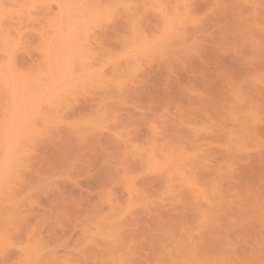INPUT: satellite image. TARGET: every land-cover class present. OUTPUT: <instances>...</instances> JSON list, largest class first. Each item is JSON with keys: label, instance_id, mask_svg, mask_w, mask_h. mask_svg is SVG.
<instances>
[{"label": "rangeland", "instance_id": "rangeland-1", "mask_svg": "<svg viewBox=\"0 0 264 264\" xmlns=\"http://www.w3.org/2000/svg\"><path fill=\"white\" fill-rule=\"evenodd\" d=\"M250 1L248 5L242 2L241 7L237 0H190V6L176 0L181 10L188 11L183 9L186 16L190 11L191 18L185 21L177 5L173 6L174 13L162 8L165 0H0V67L4 70L7 64V73L17 65L20 69H14L21 73L19 76L46 73L50 63L48 48L55 44L56 34H62L60 26L66 15L62 7L68 2H86L85 7L95 12L91 13L94 17H89L84 8L89 20L81 23L86 28L84 32H89L85 34L92 48H87L89 52L76 49L74 53L81 57L77 53L73 57L76 55L80 66L84 55L81 64L91 66L94 61L97 67L92 65V71L87 67L85 76L92 78L72 84L73 91L56 99L57 104H51L53 108L50 103L41 104L34 121L37 123L28 127L31 135L29 132L26 143L20 146H11L5 132L14 111L5 80L17 73H0L1 158L4 151L9 153L3 154L2 161L0 158L1 164L9 161L7 156L16 149L15 161L12 158L10 163L14 171L11 168L10 179L8 176L12 184L6 188L10 185L7 179L6 186L0 188H4V196L8 194L0 203V264H264V201L257 200L264 197V166L259 158L264 141L250 132L261 125L264 117L260 110L264 88V0ZM99 3L112 7L102 10ZM172 3L175 1H166L168 5ZM160 11L165 16L172 15V23L165 25L159 18ZM177 15L182 21H177ZM180 26L189 32L183 41L171 43L165 33ZM158 27L164 30L160 31L163 36ZM7 37L11 43L16 42V47L7 45ZM150 43L155 47L151 46L152 51ZM78 64L74 61L75 68ZM78 70L76 73H84L81 66ZM234 88L243 92L242 96ZM254 90H258L260 98L256 103ZM232 106L244 110L235 111ZM7 107L10 111H6ZM240 111L241 116L237 115ZM254 118L260 121L257 125L254 121L253 128L248 119ZM234 122L238 126H233ZM224 137L233 139L231 146L236 153L249 152L253 157L247 160L248 154L241 163L236 157L240 154L236 155L230 158L234 159L232 165L231 160L221 158L222 172L225 161L230 163L226 169L231 174L239 173L243 167L248 169L249 164L255 168H249V180L236 181L231 176L237 188L236 182L228 179L230 174L224 172L230 191L237 192H230L233 196L229 194L230 198L224 199L231 205L221 199L217 209L220 206L228 212L232 206H247L240 207V211L232 207L231 213L226 212L229 217L225 216L226 210H220L219 214L228 218L220 223L222 216L215 215L217 180L212 170H216L214 150H223L227 144ZM148 153L157 155L156 160L152 156L148 159ZM177 159L185 167L178 165ZM243 181L245 188L247 183L255 187L248 189L247 184L245 189ZM229 200L238 202L233 205ZM212 216H220L216 217L220 220ZM226 223H231L228 232ZM234 228L237 231L231 232Z\"/></svg>", "mask_w": 264, "mask_h": 264}, {"label": "bare ground", "instance_id": "bare-ground-1", "mask_svg": "<svg viewBox=\"0 0 264 264\" xmlns=\"http://www.w3.org/2000/svg\"><path fill=\"white\" fill-rule=\"evenodd\" d=\"M160 1V0H159ZM163 1V0H162ZM166 1H168V0H165V4H166ZM175 1V3H172L173 5H168V4H166V5H168L169 7H167V6H165V4H163L162 2H160V3H162V5H163V9L164 10H167V13H174L173 11H174V8L176 7V8H178L179 10H181L180 8V6H178L177 4H176V0H174ZM186 1V0H185ZM238 2H239V4L241 5V7H242V5L243 4H241L242 2L244 3V5H248L247 3H248V1L249 0H247V2H244V0L241 2V0L239 1V0H237ZM252 1V0H251ZM250 1V2H251ZM254 1V0H253ZM252 1V2H253ZM259 1H262V0H259ZM67 2V1H66ZM84 2V1H83ZM83 2H79V4L78 3H74L73 4V2L72 3H70L69 4V2H68V4L67 3H65L66 4V6H64V7H62L63 5H65V4H63V3H61L60 5H62L61 7H62V9L64 10L63 12V14H65L66 13V15L63 17V20H62V25L60 26V29H62L63 31H65V33H63V31L61 32L62 34H60V33H58V34H56V38L54 39V41H55V44H50V46H49V48H48V55L50 56V63H48L47 65H46V73H44V74H38V73H36L37 75H35V76H32L31 75V77H30V75H29V77L27 76V77H24V76H19L20 74H18V72H16L17 70H15V69H17L18 67H19V65H17L18 67H10V68H13V70H14V72H13V70L12 69H10V72H12V73H17L16 74V76H14L13 77V75H12V73H9V76L10 75H12V78H11V76H10V79L8 78H3L4 76H2V78L3 79H7V81L5 80V84L8 86V89H7V93H8V99L11 101V103H10V105H11V107H13V109H14V111H13V118L11 117L10 119H12V120H10V121H8V127L6 128V125H5V127L4 128H6V130H5V132H6V135L9 137L8 138V143L11 145V146H18L19 144H24V143H26V138L28 137V135H29V132H30V135H31V130H29V128L28 127H30V129H31V127L34 125L33 123H37V122H34L35 120H36V118L38 117V115L40 114V112H39V109H40V106H41V104L42 103H50V105L51 104H57V102H55L56 101V99H58L59 97H61L62 95H68L69 93H68V91L71 89V87L73 86L72 84H75V82H76V84H77V82H78V85H79V83L80 82H82V81H85L86 80V78H87V80L89 79V78H92V77H90L89 76V78L87 77V75L85 76V72H86V68L87 67H89L90 69L92 68L91 66L93 65V63H94V61H92L93 63H92V65L90 66V64L88 63V66H86L85 64H81V62H83V61H85V60H83V57H84V55H83V57L80 59L81 61H79V57H78V61L80 62V66H81V69L82 70H80L81 71V73H82V71H84V73H82V74H80V73H76L77 71L79 72V70L78 69H80V66H79V64H78V62L76 61L77 59V57H76V55L78 54L77 52V54L76 53H74V51H76V49H77V51H78V49L80 48L81 50H83V51H85V50H87L88 51V49L87 48H92L91 47V44L89 45L88 43H89V41H87V38H88V36H86V34H88L89 32V30L87 31L88 33H86V32H84V29H86V28H84V27H82V25H81V23H82V21L84 22L85 20L84 19H86L87 18V22H88V18L89 17H94L93 16V14H95V12H93V9H91L92 10V12L90 11V9L88 10L85 6H87V4H86V2L85 3H83ZM190 2V0H188V1H186L185 3H184V0H183V3H181V4H184V5H186V3L188 4ZM251 2V3H252ZM251 3L249 4V6H250V8H251ZM100 4V3H99ZM177 5V6H175V5ZM238 4V5H239ZM60 5H58V6H60ZM68 5V6H67ZM106 5V4H105ZM108 6H109V4H107ZM161 5V6H162ZM189 6L191 5V3L190 4H188ZM239 5V6H240ZM243 5V6H244ZM255 5V4H254ZM257 5H259L258 4V2H257ZM257 5H255L254 6V8L257 6ZM97 6V9H99V7L100 6H102L103 7V9L102 10H106V8L105 7H108V6H104V5H101L100 4V6L98 7V4L96 5ZM164 6L165 7H167V9L166 8H164ZM173 6H175V7H173ZM111 5L109 6V8L108 9H111ZM64 8H66V9H64ZM84 8H86L87 10H88V14L90 13V15H91V13H93L91 16L90 15H88L89 17H86V15L84 14L85 12L84 11H86V13H87V10L86 9H84ZM162 8H161V10H162ZM168 8H169V11H168ZM188 8V7H187ZM257 8V7H256ZM157 9V8H156ZM175 10L176 12L177 11H179V10ZM183 9H185V8H183ZM183 9L181 10V12L183 11ZM67 10V11H66ZM101 10V11H102ZM191 10V9H190ZM90 11V12H89ZM98 11V10H97ZM109 11V10H108ZM111 11V10H110ZM157 11V10H156ZM185 11L186 12H188L186 9H185ZM185 11H183L184 13L183 14H181L180 12V15H181V17L180 18H184V15H185ZM256 11V10H255ZM100 12V11H99ZM164 11L162 10V13H163ZM252 12V11H251ZM158 13H161V11L160 12H158ZM161 13V16L163 15V17H161V16H159V18H163V23L165 24V25H167L168 23H172L171 21L173 20V18L171 17V16H169V15H164V14H162ZM178 12L176 13V14H179ZM192 13V12H191ZM256 13V12H255ZM84 14V15H83ZM105 14V13H104ZM111 14V13H110ZM166 14V13H165ZM188 14V13H187ZM101 15V14H100ZM113 15V14H112ZM111 15V16H112ZM158 15H160V14H158ZM174 15V14H173ZM189 15H191L190 14V11H189ZM189 15H185V21H186V19H189V18H191V16H189ZM101 16H103V15H101ZM109 16V15H108ZM106 17V16H105ZM104 17V18H105ZM96 19H97V17H95ZM95 18H94V20H95ZM101 18V17H100ZM177 18H178V15H177ZM98 19H99V16H98ZM176 19V18H175ZM101 20V19H100ZM179 20H181V19H179L178 18V20L177 21H179ZM104 21V20H103ZM176 21V20H175ZM182 21V20H181ZM87 22H85V23H87ZM92 22H94V21H92ZM100 22V21H99ZM61 23V22H60ZM96 23V22H95ZM2 24V23H1ZM66 24V25H65ZM178 25H181V24H183V23H181V24H179V23H177ZM89 25V24H88ZM98 25V24H97ZM91 26V25H90ZM160 26V25H159ZM171 24H170V28H171ZM183 26H185V23H184V25ZM183 26H180V27H177L176 29H173V30H171L170 32L169 31H167L168 33H165L166 35H165V38L166 39H171L170 41H171V43H174V40H176V41H178V40H182L183 41V39L185 38V36H186V34L189 32H187V29H184V27ZM61 27H63V28H61ZM164 27V26H163ZM187 27H190V26H187ZM194 27V26H193ZM197 26H195V28H196ZM54 28V27H53ZM57 28V27H56ZM91 28H92V26H91ZM160 28H161V26H160ZM195 28H194V30H195ZM88 29V28H87ZM158 29H159V27H158ZM193 29V28H192ZM191 29V30H192ZM162 30L163 29H159V34L162 32ZM52 31H53V29H52ZM52 31H51V34H52ZM57 31V30H56ZM60 31V30H59ZM90 31H92V29L90 30ZM158 31V30H157ZM157 31H156V33H157ZM161 31V32H160ZM164 31V30H163ZM54 33V32H53ZM86 33V34H85ZM55 34V33H54ZM255 34V33H254ZM53 35V34H52ZM51 35V36H52ZM93 35V34H92ZM155 35V34H154ZM161 36H163L162 34H160ZM48 36V35H47ZM47 36H45V37H47ZM50 36V35H49ZM137 36V35H136ZM90 35H89V39H90ZM143 37H144V35H143ZM159 37V36H158ZM8 38V40H7V42H9L10 44H8L7 43V45L8 46H10V48H14V47H16L15 45H16V42H12L11 43V41H12V39H9V37H7ZM49 39V38H48ZM148 39V38H147ZM155 39L156 38H154L153 40L155 41ZM168 39V40H169ZM59 40V41H58ZM163 40V39H162ZM165 40V39H164ZM186 40V39H185ZM0 41H3V40H0ZM138 41V40H137ZM140 41V40H139ZM145 41H146V39H145ZM57 42V43H56ZM140 42H142V40L140 41ZM146 42H148V40L146 41ZM153 42V41H152ZM258 42H260L259 40H258ZM6 43V42H5ZM14 43H15V45H14ZM91 43V42H90ZM162 43H163V41H162ZM169 43V42H168ZM181 43H183V42H181ZM261 43V42H260ZM259 43V44H260ZM45 44V43H44ZM139 44V43H138ZM138 44H136V46H138ZM144 43H141V45H143ZM153 44H154V42H153ZM254 43H252V45H253ZM258 43H257V40H256V45H257ZM14 47H13V46ZM49 45V44H48ZM89 45V46H88ZM133 45H134V42H133ZM160 45V44H159ZM168 45V44H167ZM12 46V47H11ZM87 46V47H86ZM144 46V45H143ZM149 46L151 47V46H153L154 47V45H152V43H150L149 44ZM164 46H166V44H164ZM163 46V47H164ZM181 45H177V47H180ZM254 46V45H253ZM260 46V45H259ZM147 48H149L150 49V47H148V45L146 46ZM161 47V46H160ZM171 47V46H170ZM170 47H168V48H170ZM173 47V46H172ZM185 47V46H184ZM134 48V47H133ZM146 48V49H147ZM9 49V48H8ZM44 49H46V48H44ZM154 49H155V47H154ZM165 49V48H164ZM173 49H175L174 47H173ZM254 49V48H253ZM3 50V49H2ZM9 50H11V49H9ZM13 50V49H12ZM16 50V49H15ZM47 50V49H46ZM46 50H44V53L46 54ZM137 50H140V49H137ZM145 50V49H144ZM157 50V49H156ZM181 50V49H180ZM257 50V49H256ZM259 50H260V48H259ZM91 51H92V49H91ZM151 51H152V47H151ZM158 51H160V50H158ZM158 51H156L155 52V50L153 51V52H155V53H158ZM170 51H172V49L170 50ZM89 52V51H88ZM138 52V51H137ZM148 52V51H147ZM176 52V51H175ZM3 53V52H2ZM16 53L17 52H15V55H13L14 56V61H15V59H16ZM73 53L74 54H76L75 55V57H73ZM87 53V52H86ZM92 53V52H91ZM90 53V54H91ZM171 53V52H170ZM4 54V53H3ZM88 54V53H87ZM86 54V55H87ZM160 55L162 54V53H159ZM165 54H167V53H165ZM48 55L46 56V57H48ZM79 55V54H78ZM77 55V56H78ZM176 55V54H175ZM9 56V55H8ZM13 56H12V58H13ZM80 57H81V55H79ZM90 56L91 55H89V57L88 58H90ZM5 58V57H4ZM7 58V57H6ZM11 58V59H12ZM49 58V57H48ZM48 58H46V60L48 59ZM87 58V59H88ZM176 58V57H175ZM11 59H9L10 61H11ZM76 59V60H75ZM92 59V58H91ZM90 59V60H91ZM17 60V59H16ZM89 60V59H88ZM10 61H8V62H10ZM48 61V60H47ZM74 61H75V64L77 63L78 65V67H76L75 68V66L76 65H74ZM7 62V61H6ZM16 63H17V61H15ZM11 63V62H10ZM14 63V62H13ZM16 63H14V65H16ZM257 63V62H256ZM18 64V63H17ZM13 65V64H12ZM11 65V66H12ZM73 65H74V67H73ZM4 66H5V68H4V70L0 67V73H4L5 74V72L7 73V71H9L8 69H7V64L5 65L4 64ZM94 66V65H93ZM73 67V68H72ZM15 68V69H14ZM94 68H96L97 69V67H95L94 66ZM19 69H20V67H19ZM73 69H75V70H73ZM90 69L88 70L87 69V71H90ZM1 70H3V71H1ZM7 70V71H6ZM42 70V69H41ZM94 70V69H93ZM22 71V70H21ZM91 71H92V69H91ZM90 71V72H91ZM95 71V70H94ZM24 72V71H23ZM37 72V71H36ZM8 73H7V75H8ZM40 73V72H39ZM89 73V72H88ZM100 73V72H99ZM25 74V73H24ZM1 75V74H0ZM15 75V74H14ZM26 75H27V73H26ZM34 75V74H33ZM81 75H84V78L83 77H81ZM89 75V74H88ZM95 75V74H94ZM103 76V75H102ZM8 77V76H7ZM83 78L82 80L81 79H79V78ZM95 77H99V78H102V77H100V75L98 76V75H96ZM85 79V80H84ZM1 81V80H0ZM80 81V82H79ZM102 81V80H101ZM262 85H264V84H262ZM253 87L254 86H257V85H252ZM4 87V86H3ZM73 87H75V86H73ZM1 88H2V86H1ZM77 88V87H76ZM252 88V87H251ZM257 88H258V86H257ZM74 89V88H73ZM73 89H71L72 91H73ZM235 90L237 89V88H234ZM254 89V88H253ZM3 90H4V88H3ZM238 90V89H237ZM259 90H260V88H259ZM5 91V90H4ZM239 91V90H238ZM237 91V95L238 96H242V94H243V92L241 93V91H239L238 92ZM255 91V90H254ZM253 91V92H254ZM257 91L258 90H256L255 92V95L257 94ZM3 92V91H2ZM66 92L68 93V94H66ZM262 92V91H261ZM239 93H241L240 95H239ZM263 94H262V99L264 100V88H263V92H262ZM250 94V93H249ZM248 94V95H249ZM3 95H5L4 93H3ZM234 95H236V94H234ZM247 95V96H248ZM5 96H7V95H5ZM64 96V98H66ZM243 96H245V95H243ZM246 96V97H247ZM201 96H198V99L200 98ZM251 97L252 96H250L249 98L247 97V99L248 100H250L251 99ZM256 97L258 98V95H256ZM203 98V97H202ZM238 98V97H237ZM7 98H5V100H6ZM189 99V98H188ZM196 99H197V97H196ZM201 99V98H200ZM252 99H253V97H252ZM262 99H261V102L263 103H261L260 102V104H262L261 106L263 107H261L260 108V110H262V114H264V101H262ZM8 100V101H9ZM257 100H259L260 101V98H258V99H256V100H254L255 102L254 103H256V101ZM8 101H7V105L9 104L8 103ZM65 101V100H64ZM188 101V100H187ZM203 101V100H202ZM235 101V100H234ZM238 101V100H237ZM241 100H239V102H240ZM252 101V100H251ZM259 101H258V103H259ZM189 102V101H188ZM194 102H196V101H194ZM200 103V100H199V102H198V104ZM247 103V102H246ZM254 103H252V104H254ZM190 104H191V102H190ZM198 104H196V106H199ZM239 104V103H238ZM260 104H258V105H260ZM195 105V104H194ZM204 105V104H203ZM244 105H247V104H244ZM53 105H51V106H49V107H51V108H53L52 107ZM55 106V105H54ZM195 106V107H196ZM201 106V105H200ZM200 106L198 107V111H200L199 109H200ZM248 106V105H247ZM249 106H252V105H249ZM55 107H58V106H55ZM232 107H234V106H232ZM242 107H244V106H242ZM246 107V106H245ZM252 107H256V104L254 105V106H252ZM8 108L9 107H7L6 109V111H10V108H9V110H8ZM235 108V107H234ZM57 109V108H56ZM236 109H242V108H235V111H236ZM247 109H250V107L249 108H247L246 107V110ZM242 110H244V109H242ZM197 111V112H198ZM7 113H10V112H7ZM199 114H200V112H198ZM230 113V112H229ZM238 113H239V111H238ZM240 113H241V111H240ZM244 113V112H243ZM232 114H233V112H232ZM237 114V113H236ZM6 115V114H5ZM11 115V114H10ZM237 115H243L242 113L241 114H237ZM237 115H235L234 114V116H237ZM245 116H246V114H245ZM40 117V116H39ZM262 117V116H261ZM251 118H252V116H251ZM255 118H256V116H255ZM254 118V119H255ZM257 118H259L260 119V117H258L257 116ZM231 119V118H230ZM258 119V121H257V119H255V120H253V119H251L250 121H249V119H248V123L250 122H252L251 124H253L254 123V121H257V122H255L256 123V125H257V123L260 121ZM4 120V119H3ZM9 120V119H8ZM231 121H235V120H232L231 119ZM242 121V120H241ZM263 121V122H262ZM7 122V121H6ZM243 122H247V119H246V121H242V124H243V126H241V128L242 127H244V124H246V123H243ZM262 122V123H261ZM261 125H257V126H255V128H254V125L255 124H253L252 126H250V127H253L254 129H252L250 132L251 133H254L255 132V135H257V136H259L263 141H264V117L263 118H261ZM17 123V124H16ZM20 126H19V125ZM241 124V122H240V125H242ZM18 125V126H17ZM234 125H237L238 126V123H233V126ZM250 125V124H249ZM14 126H17L18 128H15ZM247 126V125H246ZM245 126V128H247ZM26 128H28V129H26ZM35 128V127H34ZM33 128V129H34ZM233 128H236V126L235 127H233ZM239 130H240V128H238ZM250 129V128H249ZM3 130V131H4ZM234 130V129H233ZM244 129H241V131H243ZM28 133V134H25V133ZM1 133V132H0ZM33 133V132H32ZM226 133V132H225ZM240 134H243L244 135V133H240ZM0 135H3V133L2 134H0ZM6 135H4L5 137H6ZM24 135V136H23ZM26 135H27V137H26ZM29 135V136H30ZM226 135H227V133H226ZM225 135V136H226ZM3 136V137H4ZM23 137H25V139L23 138ZM236 137H237V135H236ZM21 138H23L24 140L22 141V139ZM225 138V137H224ZM238 138H240V137H238ZM7 139V138H6ZM21 139V140H20ZM225 139H227V137L225 138ZM228 139H229V141H228ZM228 139L226 140L227 141V144L226 145H223L225 148H223V150H219L218 148H217V150L215 151L214 149V160H213V162H216V165H214V169H216V170H212L213 171V177H214V180L216 181V186L214 187L215 189H216V192L214 191V193H215V195L214 196H216V198H215V200H216V202H215V200H212L213 201V204H214V202H215V204H214V207L217 209L218 208V204H220L219 203V201L221 200V199H223V201H224V203H225V201L227 202V200H224V199H226V198H230V196H229V194H230V190H231V187L229 188V185H230V183H227L226 182V179L224 178V177H227L228 178V176H226V174L228 175V174H230L229 176V180H231L232 182H234L232 179H230L231 178V176L232 177H234L235 179H236V181H239V180H244V178H249L248 176L246 177V174H247V172H248V170H249V168H255V167H253V164H249V167H248V169H247V167H243V165H242V167L243 168H245V169H241V173L239 172L238 173V171H235V172H237L239 175H237L234 171V173H232V174H236L235 176L234 175H232L230 172L231 171H227V170H229V169H226L227 168V166H228V164H230L231 163V165H232V161H233V163H234V159L237 157V158H240L241 159V163H242V161H244L247 157H245V156H247L248 154V156H250V157H248L247 158V160L248 159H250L251 157H253L249 152H248V154H244V152L241 154V153H236V149H235V147H233V146H231V145H234L232 142V140H230L231 139V137L229 138L228 137ZM19 140H20V143H19ZM95 140H97V138L95 139ZM95 140H93V142L95 141ZM236 140V139H235ZM234 140V141H235ZM1 141V140H0ZM232 141V142H231ZM244 142H245V140H243ZM22 142V143H21ZM24 142V143H23ZM225 142V141H224ZM223 142V143H224ZM231 143V144H229V143ZM244 144V143H243ZM242 144V145H243ZM8 145V144H7ZM222 145V144H221ZM237 145V144H236ZM10 146V147H11ZM20 146V145H19ZM216 146H220V144H218V145H216ZM223 146H221V148L223 147ZM226 146H228V147H226ZM239 146V145H238ZM264 146V145H263ZM243 147V146H242ZM13 148V147H12ZM15 148V147H14ZM220 148V149H221ZM2 149V148H1ZM3 149L4 150H6L5 148H4V146H3ZM242 149H244V148H242ZM3 150V151H4ZM16 150V149H15ZM15 150L13 149V151L15 152ZM19 150V149H18ZM219 150V151H218ZM14 152H12L13 154H11L10 153V155L9 156H7L9 159H7V160H9V161H5L3 164H1V161H2V159H3V154L5 153V151H4V153L2 154V158H1V155H0V158H1V161H0V164L1 165H3V166H1V168H0V188L3 186V184L5 183H10V181H12V179L11 180H9L10 179V170H11V168H12V165L10 164V163H12V161H13V159L16 157V153H14ZM156 152V151H155ZM242 152V151H241ZM18 151H17V155H18ZM150 153H151V151H150ZM153 154H155L154 153V151L152 152ZM246 153V152H245ZM1 154V153H0ZM6 155L7 154H9V153H5ZM153 154L152 155H150V156H152L153 158V161L154 160H156V156H153ZM241 156H240V155ZM244 154V155H243ZM148 156H147V158L149 159V153L147 154ZM159 155V154H158ZM236 155H239V156H236ZM243 155V156H242ZM13 156V157H12ZM163 156V155H162ZM236 156V157H235ZM168 157V156H167ZM234 157V159H230V158H233ZM13 158V159H12ZM170 158H171V156H170ZM221 158H223V159H228V161L229 160H231L230 161V163H228L227 164V162L228 161H225L226 163H224V164H226V168H225V171H223L222 172V170H224L223 169V167H221L220 168V165H219V161H220V159ZM244 158V160H242ZM259 158H260V161L262 162V164H261V167L262 166H264V151L263 152H260L259 153ZM18 159H19V157H18ZM17 159V160H18ZM158 159H160V158H157V160ZM167 159V158H166ZM213 159V158H212ZM178 161H179V159H177ZM14 161H15V159H14ZM168 161H170L169 160V158H168ZM167 161V162H168ZM149 162H151V160L150 161H148V163ZM172 162H173V160H172ZM239 162H240V160H239ZM246 162V161H245ZM258 162V161H257ZM7 163V164H6ZM164 163V166H165V162H163ZM163 163H161L160 162V164H162L163 165ZM176 163V162H175ZM175 163H173V165L175 164ZM221 163V162H220ZM236 163H238V161L236 162ZM150 164H152V165H154V164H156V163H150ZM167 164V163H166ZM178 165L179 164H184V163H180V161L177 163ZM215 164V163H214ZM235 164V163H234ZM244 164V163H243ZM257 164V163H256ZM15 165V164H14ZM161 165V166H162ZM169 165V164H168ZM221 165H222V163H221ZM18 166V165H17ZM175 166V165H174ZM260 166V165H259ZM13 167H15V166H13ZM156 167H159V168H162V167H160L159 165L158 166H156ZM165 167H167V166H165ZM164 167V168H165ZM178 167V166H177ZM182 167H185V165H183ZM232 167H234V166H232ZM239 167V166H238ZM241 167V166H240ZM235 168V167H234ZM17 169H18V167H17ZM222 169V170H221ZM168 170V169H167ZM166 170V171H167ZM234 170V169H233ZM235 170H236V168H235ZM257 170V169H256ZM12 171H14V169L12 168V170H11V172ZM171 171V170H170ZM169 171V172H170ZM176 171V170H175ZM178 171V170H177ZM176 171V172H177ZM182 170H180V172H181ZM214 171L216 172V173H214ZM221 171V174L223 173V174H225V176L223 175V176H221V174H219V172ZM242 171H243V173L244 172H246V173H242ZM263 171V170H262ZM225 172V173H224ZM14 173V172H13ZM163 173V172H162ZM249 173V172H248ZM262 173V172H261ZM260 173V174H261ZM9 174V175H8ZM14 174H16V173H14ZM186 174H187V172H186ZM216 174H217V176H216ZM163 175V174H162ZM8 176H9V179H8ZM15 176V175H14ZM184 176V175H183ZM239 176V178L240 179H238V178H236V177H238ZM261 176V175H260ZM259 176V177H260ZM166 177H167V175H166ZM188 177H189V175H188ZM215 177L217 178V179H215ZM243 177V179H241ZM11 178H13L12 177V174H11ZM180 178V177H179ZM7 179H8V181H7ZM223 179V180H222ZM245 179V180H246ZM14 180V179H13ZM191 180V179H190ZM224 180H225V182H224ZM247 180H249V179H247ZM246 180V181H247ZM263 180H264V176H263ZM7 181V182H6ZM167 181H170V179H167ZM183 181H184V179H183ZM188 181V180H187ZM215 181H214V183H215ZM235 181V182H236ZM262 181V180H261ZM185 182V181H184ZM234 182V183H235ZM240 182H242V181H240ZM244 182V181H243ZM188 183V182H187ZM190 183V182H189ZM4 184V185H5ZM11 184L12 183H10V185H5L6 186V188L8 187V186H11ZM229 184V185H228ZM244 185H243V187L245 186V182L243 183ZM248 184V183H247ZM247 184H246V188L250 185V184H248V186H247ZM259 184V183H258ZM215 185V184H214ZM234 184H232V186H233ZM236 186V188H237V186H238V184H237V182H236V184H235ZM241 185V183L239 184V186ZM253 186V185H252ZM252 186H249L248 187V189L249 188H251ZM256 186H257V184H256ZM264 186V185H263ZM4 187V186H3ZM235 187H233L234 189H236ZM240 187H242V186H240ZM242 187V188H243ZM253 187H255V185L253 186ZM9 188V187H8ZM229 188V189H228ZM245 188V187H244ZM245 188V189H246ZM257 188V187H256ZM260 188H262L261 186L259 187V188H257L258 190L260 189ZM11 189V188H10ZM239 189H241V188H239ZM7 190V189H6ZM238 190V189H237ZM245 191L244 189H241L240 191ZM240 191H238V192H240ZM0 192H3V195H1V193H0V203H1V201H3V199H4V197H7L8 196V194H7V196H4L5 195V191H4V188H2L1 190H0ZM233 193H235V192H237L236 190H235V192L234 191H232ZM231 192V193H232ZM260 192H262V190L260 191ZM213 192H212V195L214 194ZM243 193V192H242ZM245 193V192H244ZM264 193V192H263ZM262 193V195H264ZM236 194V193H235ZM234 194V195H235ZM230 195H232L233 196V194H230ZM238 195H241V193H238ZM237 195V197H239ZM255 196H259V195H255ZM236 196H235V198H233V199H236L237 198ZM260 197V196H259ZM8 198V197H7ZM213 198V197H212ZM232 198V197H231ZM256 198H258V197H256ZM256 198H255V200H256ZM261 199H257L258 201L259 200H261L262 202L264 201L263 200V198L264 197H260ZM230 202L232 201V200H229ZM235 201V200H234ZM237 202H238V200H236ZM257 201V202H258ZM261 201H259V202H261ZM221 202V201H220ZM237 202H235V203H237ZM254 202H256V201H254ZM224 203H222V205H224ZM232 204L234 203V202H231ZM234 203V204H235ZM233 204V205H234ZM245 204H247V203H245ZM262 204V203H261ZM216 205V206H215ZM225 205H231V204H228V202L227 203H225ZM238 205V204H237ZM264 205V204H263ZM242 206H247V205H242V204H240V207H242ZM249 206H250V204H249ZM212 207H213V205H212ZM229 207V206H228ZM234 209H233V208ZM231 207V210H230V208H228L229 209V211L228 212H232V209L235 211V209L236 208H238V206L237 207H235V206H232ZM240 207L238 208V210L240 209ZM250 207H252V206H250ZM261 207H263L264 208V206H261ZM219 208L220 209H217V210H215L216 211V213H215V215H221V214H219V212H220V210H221V213H223L226 209L224 208L223 210L224 211H222V208L219 206ZM260 208V207H259ZM212 210H213V208H212ZM219 210V211H218ZM237 210V209H236ZM262 210V209H261ZM260 210V211H261ZM240 211V210H239ZM241 211H243L242 210V208H241ZM226 212H227V210L225 211V216H227L226 215ZM227 212V213H228ZM230 212V213H231ZM264 213V212H263ZM223 215V214H222ZM221 215V216H222ZM228 215H230V214H228ZM263 216H264V214H263ZM215 218L217 217V216H214ZM213 216H212V218H214ZM220 216H218L217 218H219ZM227 217H229V216H227ZM225 218L226 220L228 219V218ZM216 218V219H217ZM223 219H224V217L222 216V221L220 220V219H217L216 221L218 222V220H220V223H222V222H224L223 221ZM224 219V220H225ZM225 220V221H226ZM228 221V220H227ZM214 222V221H213ZM220 223H219V225H220ZM214 224H216V223H214ZM218 224V223H217ZM227 224V225H226ZM225 224V227H227V232L228 231H230L229 230V228L228 227H230L231 226V223H226ZM218 225V226H219ZM230 225V226H229ZM215 227H216V225H214ZM217 226V227H218ZM214 227V228H215ZM232 227H234V225H232ZM220 229V228H219ZM221 230H224V228H222L221 227ZM221 230H219V232H222V233H224V234H226V232L224 231H221ZM237 231L236 230V228H234V229H231V232H233V231ZM216 231H218V230H216ZM219 232L217 233V234H219ZM234 232V233H235ZM214 233H215V229H214ZM216 234V235H217ZM221 234V233H220ZM219 234V235H220ZM231 234H233V233H231ZM2 236H4V235H2ZM228 236H230V235H228ZM219 236L217 235V238H218ZM219 238H221V237H219ZM220 239H218V241H219ZM230 243V242H229ZM201 250V249H200ZM201 252H202V250H201ZM201 255H199V257H200ZM202 257H203V255H202ZM201 257V258H202ZM201 258H200V260H201Z\"/></svg>", "mask_w": 264, "mask_h": 264}]
</instances>
